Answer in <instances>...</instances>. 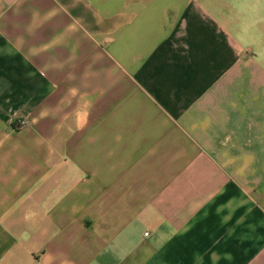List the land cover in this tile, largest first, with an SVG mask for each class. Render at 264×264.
I'll list each match as a JSON object with an SVG mask.
<instances>
[{
    "label": "crops",
    "instance_id": "0c3cea01",
    "mask_svg": "<svg viewBox=\"0 0 264 264\" xmlns=\"http://www.w3.org/2000/svg\"><path fill=\"white\" fill-rule=\"evenodd\" d=\"M0 264H264V0H0Z\"/></svg>",
    "mask_w": 264,
    "mask_h": 264
},
{
    "label": "built area",
    "instance_id": "2783aa9c",
    "mask_svg": "<svg viewBox=\"0 0 264 264\" xmlns=\"http://www.w3.org/2000/svg\"><path fill=\"white\" fill-rule=\"evenodd\" d=\"M17 124H18V126L24 125V124H25V121H23V120H19V121L17 122Z\"/></svg>",
    "mask_w": 264,
    "mask_h": 264
}]
</instances>
